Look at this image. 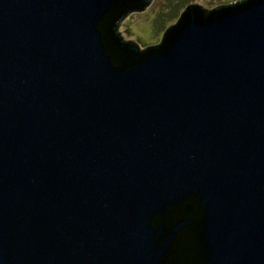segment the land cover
<instances>
[{
    "label": "water",
    "instance_id": "water-1",
    "mask_svg": "<svg viewBox=\"0 0 264 264\" xmlns=\"http://www.w3.org/2000/svg\"><path fill=\"white\" fill-rule=\"evenodd\" d=\"M0 0V264H264V0Z\"/></svg>",
    "mask_w": 264,
    "mask_h": 264
},
{
    "label": "rangeland",
    "instance_id": "rangeland-1",
    "mask_svg": "<svg viewBox=\"0 0 264 264\" xmlns=\"http://www.w3.org/2000/svg\"><path fill=\"white\" fill-rule=\"evenodd\" d=\"M235 0H151L148 10L125 16L120 25L125 39L142 42V49L160 42L167 27L174 24L190 3L211 9Z\"/></svg>",
    "mask_w": 264,
    "mask_h": 264
}]
</instances>
